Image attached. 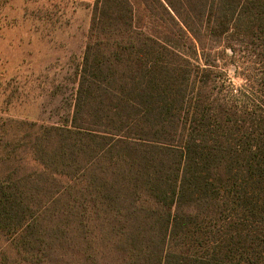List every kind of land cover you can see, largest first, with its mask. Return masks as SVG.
<instances>
[{
    "label": "trees",
    "instance_id": "obj_1",
    "mask_svg": "<svg viewBox=\"0 0 264 264\" xmlns=\"http://www.w3.org/2000/svg\"><path fill=\"white\" fill-rule=\"evenodd\" d=\"M243 45L259 93L201 95ZM78 72L0 170V264H264V0H94Z\"/></svg>",
    "mask_w": 264,
    "mask_h": 264
},
{
    "label": "rangeland",
    "instance_id": "obj_2",
    "mask_svg": "<svg viewBox=\"0 0 264 264\" xmlns=\"http://www.w3.org/2000/svg\"><path fill=\"white\" fill-rule=\"evenodd\" d=\"M93 1L0 0V159L11 152L1 171L36 170V127L70 119ZM235 48L201 93L227 106L260 89L258 51Z\"/></svg>",
    "mask_w": 264,
    "mask_h": 264
}]
</instances>
